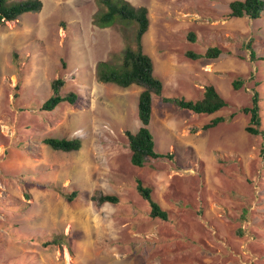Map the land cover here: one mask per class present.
<instances>
[{
  "label": "rangeland",
  "instance_id": "374dc122",
  "mask_svg": "<svg viewBox=\"0 0 264 264\" xmlns=\"http://www.w3.org/2000/svg\"><path fill=\"white\" fill-rule=\"evenodd\" d=\"M40 1L38 13L0 23V264H264V151L242 113L258 93L264 130V60H257L264 57V13L229 18L232 0H126L148 10L143 51L163 83V93L152 95L148 128L154 151L173 156L136 168L125 132L140 126L142 89L95 78L99 62L120 66L136 23L99 28L97 0ZM210 47L223 51L212 62L221 72L201 83L217 88L228 106L216 113L224 122L204 131L216 115L171 101L201 98L193 91L199 68L185 54ZM166 54L193 65L177 71L178 85L161 68ZM57 79L60 95L76 101L42 111ZM236 79L242 86L233 91ZM43 138H77L81 147L54 151ZM137 179L152 188L167 221L149 216ZM97 193L121 203L97 206ZM53 239L56 246L43 247Z\"/></svg>",
  "mask_w": 264,
  "mask_h": 264
},
{
  "label": "trees",
  "instance_id": "16d2710c",
  "mask_svg": "<svg viewBox=\"0 0 264 264\" xmlns=\"http://www.w3.org/2000/svg\"><path fill=\"white\" fill-rule=\"evenodd\" d=\"M100 11L94 14L93 23L99 28H108L118 21H132L136 23V34L134 46H127L122 54V60L119 67H114L107 62H99L95 66V78L98 82L104 84H113L120 88H129L136 85L142 88L137 98V116L141 124L138 131L134 134L126 131L125 136L130 151V164L136 168H142L147 159H172V154L156 153L153 137L149 131V124L152 116V95L160 96L163 93V83L153 72V63L151 58L144 53L142 39L149 28L148 10L144 6L135 7L126 0H97ZM42 9L40 0L11 1L0 0V23L17 20L20 16L27 13H38ZM229 18H248L256 20L264 13V0H234L228 4ZM190 42H194V35L188 34ZM251 41L246 44L249 55L252 60L255 53L251 49ZM223 53L218 47H210L203 54L186 52L185 56L190 60L206 59L214 60ZM257 60H264V57ZM63 84L61 79L51 83L52 95L42 104L41 110L51 112L61 103L73 105L76 101V95L61 96L59 88ZM242 82L238 79L232 82L233 91H238ZM167 102V100H164ZM262 102L258 93L253 92L250 107L242 109V113L249 116V126L246 132L253 136H261L264 151V130L261 127V106ZM171 103L178 109L187 110L197 115H211L228 106L227 102L219 95L216 89L211 86H205L200 100H186L183 97H177ZM223 117H216L208 124L202 127L206 131L216 127L224 122ZM42 144L54 151L76 152L81 147V141L75 139L43 138ZM135 190L139 196L149 206V216L153 219L167 221L168 212L163 210L152 196V188L145 186L137 179L135 181ZM73 192L67 198L71 201L75 197ZM92 201L97 206L104 204L118 205L121 203L120 197L113 194L97 193L92 197ZM58 239H53L43 243V247L56 246Z\"/></svg>",
  "mask_w": 264,
  "mask_h": 264
},
{
  "label": "crops",
  "instance_id": "0c3cea01",
  "mask_svg": "<svg viewBox=\"0 0 264 264\" xmlns=\"http://www.w3.org/2000/svg\"><path fill=\"white\" fill-rule=\"evenodd\" d=\"M233 1V0H232ZM231 2V1H230ZM140 7V6H139ZM229 12V11H228ZM186 52H189V51H186ZM222 55V54H221ZM220 55V56H221ZM166 57H164L163 59H162V65H161V68H162V70H163V72H166V74H168L173 80L175 79V81H174V84L173 85H178L179 83H178V80L176 79L177 77V75H176V73H177V71H184L185 72V69H187V68H193L192 66L193 65H191V64H189L188 65V63H186L187 62V60L186 61H184V60H178V58H177V56L176 57H174L175 55H173V54H166L165 55ZM219 56V57H220ZM219 57L218 58H216V59H214V60H206V59H198V60H194V63L196 62V65H195V68H199V73H194L195 74V76H198V78L197 79H199V80H195L194 82L196 83L195 84V87L197 88L196 90H193L195 93H194V95L196 94V93H198V92H200L201 93V97H202V93H203V89H204V87L205 86H208V84L207 83H201L202 82V78L204 77V76H210L211 74H213V73H218V72H221V71H219V70H217L216 68H214V66L212 65L213 63H215L216 62V60H218L219 59ZM152 60V59H151ZM201 60H206V61H211V66H209V64H206V63H202L201 62ZM213 62V63H212ZM153 63V62H152ZM217 63V62H216ZM208 65V66H207ZM213 67V68H212ZM161 68H160V70H161ZM153 72H154V69H153ZM156 75V74H155ZM210 78H212V76H210ZM216 78V77H215ZM212 80V79H211ZM213 81H215L214 79H213ZM211 83H213V82H211ZM215 83V82H214ZM172 85V86H173ZM212 86V85H211ZM215 88V87H214ZM142 89V88H141ZM216 89V91H217V88H215ZM141 92V91H140ZM139 92V93H140ZM218 92V91H217ZM219 93V92H218ZM139 95V94H138ZM220 95V94H219ZM221 96V95H220ZM222 97V96H221ZM137 98H138V96H137ZM201 99V98H200ZM200 99H198V100H200ZM219 112V111H218ZM217 113V112H216ZM216 113H214L213 115L211 114V115H209V116H211V117H214L215 115H216ZM206 116H208V115H206ZM152 117V116H151ZM216 117H217V115H216ZM214 119V118H213ZM212 120V119H211ZM140 126H141V124H140ZM140 126H138L137 128H136V130L138 131V129H139V127ZM130 131H131V129H129ZM137 131H135V133L137 132ZM131 133L132 134H134V132H132L131 131Z\"/></svg>",
  "mask_w": 264,
  "mask_h": 264
}]
</instances>
